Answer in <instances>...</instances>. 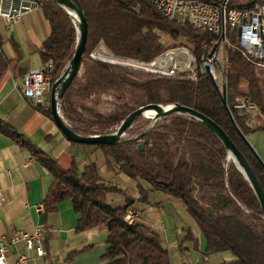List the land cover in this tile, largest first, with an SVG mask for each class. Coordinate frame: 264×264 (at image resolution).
I'll use <instances>...</instances> for the list:
<instances>
[{"label":"trees","instance_id":"1","mask_svg":"<svg viewBox=\"0 0 264 264\" xmlns=\"http://www.w3.org/2000/svg\"><path fill=\"white\" fill-rule=\"evenodd\" d=\"M30 1L38 3L49 25V33L38 53L42 64H50L53 83L73 54L76 24L54 0ZM78 2L87 21V38L80 69L58 100L67 125L83 136L104 135L113 132L129 113L147 104H180L192 108L224 130L264 191V167L235 130L206 74L200 73L196 82L189 81L185 74L155 77L89 57L100 45L113 56L144 61L176 46H185L199 57L213 36L188 22L180 24L167 19L146 0ZM254 3L264 4V0H228L230 7ZM162 36L172 44L164 42ZM226 39L236 47L226 51L227 107L242 134L264 131V58L243 53L228 28ZM2 45L0 34V77L10 61ZM100 95H109L113 100L108 112L98 109ZM236 97L255 105L257 112L252 122L250 114L234 107ZM36 108L51 118L49 103ZM139 120L138 116L133 122ZM0 133L14 137L51 173L52 183L43 199L46 211L69 200L77 216L76 231L92 227L106 231V248L100 264H169L160 234L137 219L131 223L124 219L133 198L106 183L94 162L86 163L81 170L74 162L63 168L39 146L26 138L15 137L2 120ZM126 133L129 136L120 138L114 145L93 146L113 160L116 171L137 180L138 199L145 201L150 191L180 198L204 237V255L231 252L232 259L217 264H264V219L258 199L234 163L226 161V149L209 128L188 115L171 113L140 130L129 127ZM112 191L124 196L123 206L108 203L107 194ZM185 239L197 241L190 229L186 230Z\"/></svg>","mask_w":264,"mask_h":264},{"label":"crops","instance_id":"2","mask_svg":"<svg viewBox=\"0 0 264 264\" xmlns=\"http://www.w3.org/2000/svg\"><path fill=\"white\" fill-rule=\"evenodd\" d=\"M12 27L9 41L16 55L5 49L4 40L2 45L3 52L10 61L0 77V120L10 126L15 137L26 138L39 146L63 168H68L72 162L77 166L78 148L75 145L84 144L68 141L53 120L42 114L36 104L24 97L20 83V77L26 71L42 64L38 48L49 33V25L37 6L24 12ZM22 30L31 33V42H26L28 53L21 52L13 40L19 36L17 32ZM14 79L18 80L17 87L12 84ZM49 99L50 90L44 94L42 104L49 103ZM244 136L264 165V131L250 132ZM85 164L83 163L81 169ZM78 169L81 170L80 167ZM51 183V173L27 149L21 147L9 134L0 133V190L3 195L0 207V238L10 243L16 231L30 233L36 227H41L42 245L46 251L45 256L39 257L33 250H27L22 241L12 243L6 252V264H20L17 261L20 255L26 256L25 264H100L101 255L106 248V231L98 227L76 231L77 216L69 200H63L54 210L46 211L43 199ZM154 193L160 192L150 191L145 201L138 199V190L135 196H131L134 200L131 206L141 212L137 220L143 219V208L136 207V203L151 204L150 195L156 198V207H162L160 202L163 197L155 196ZM122 197L123 204L117 206L124 205V196ZM39 205L42 208L38 210ZM154 209L149 207L147 214ZM145 224L151 226L150 223ZM202 238L205 251V240L203 236Z\"/></svg>","mask_w":264,"mask_h":264},{"label":"built area","instance_id":"3","mask_svg":"<svg viewBox=\"0 0 264 264\" xmlns=\"http://www.w3.org/2000/svg\"><path fill=\"white\" fill-rule=\"evenodd\" d=\"M157 11H165L166 18L183 24L188 22L193 28H205L213 36L206 51L199 57L195 56L185 46L166 49L149 61L135 58L116 57L108 53L102 46L89 54L94 60L120 66L155 77H174L185 74L191 82H196L200 73L206 74L220 88L225 83L224 72L227 68V50H235L226 39L227 28L234 33L237 47L246 55L258 59L264 58V4L254 3L251 6L230 7L228 0L212 3L203 0H146ZM38 3L30 0H0V16L10 26L15 24L20 16L37 7ZM224 56L220 62V51ZM50 64L26 71L20 77L24 97L33 104H41L44 94L50 90ZM18 86V80L12 82ZM234 107L251 115V122L257 112L254 104L248 100L236 97ZM3 195L0 190V207ZM42 206L39 205L38 210ZM140 211L129 206L125 210L124 219L130 223L140 216ZM22 241L27 250H33L36 256L43 257L46 251L42 245V228L36 227L33 232L16 231L10 243L0 238V264H6V252L12 243ZM18 263L25 264L26 256L20 255Z\"/></svg>","mask_w":264,"mask_h":264},{"label":"rangeland","instance_id":"4","mask_svg":"<svg viewBox=\"0 0 264 264\" xmlns=\"http://www.w3.org/2000/svg\"><path fill=\"white\" fill-rule=\"evenodd\" d=\"M77 24L76 19H74ZM12 26L8 25L6 21L0 16V32L3 36L4 47L14 55L12 43L9 41L10 32ZM19 36L14 37V41L17 43V47L21 52L28 53L26 42H31V33H27L24 30L17 32ZM164 42L172 44V41L162 36ZM16 55V53H15ZM25 55V53H24ZM29 55V54H28ZM224 56V51H220V62ZM20 59V58H19ZM80 74V72H79ZM47 96V95H46ZM98 103V109L101 112H108L113 106V100L109 95H100ZM58 111L62 119L66 124L67 120L63 117L58 102ZM154 114L150 116L141 115L140 120L132 122L130 128L137 131L146 127L148 124H153L156 120ZM147 123V124H146ZM116 129V128H115ZM129 134H125L121 138L128 137ZM142 144V143H141ZM78 148L76 163L78 168L82 167L83 163L94 162L98 169L100 177L112 186H117L126 192L128 196H135L137 194L136 183L137 180H133L126 176L122 172L115 170L114 162L110 157H106L102 150L95 148L93 145H75ZM226 161H231L226 156ZM232 162V161H231ZM155 196L163 197L160 202L162 207L159 209L155 205L156 198L150 195L151 204L136 203V207L143 208L144 219H139V222L150 223L152 228L160 234L162 244L168 251L169 264H217L225 260L233 258L230 251H223L220 253H214L210 255H204L203 238L199 232V229L192 217V215L185 208L182 200L178 197L168 195L165 193H154ZM108 203L112 206L123 204V197L120 193L110 192L107 194ZM154 207L153 211L149 214L147 209ZM151 209V208H150ZM146 219V220H145ZM190 229L193 236L197 238L196 243L191 240L185 239L186 230ZM230 257V258H229Z\"/></svg>","mask_w":264,"mask_h":264},{"label":"water","instance_id":"5","mask_svg":"<svg viewBox=\"0 0 264 264\" xmlns=\"http://www.w3.org/2000/svg\"><path fill=\"white\" fill-rule=\"evenodd\" d=\"M17 1V0H16ZM57 4H59L62 8H64L69 15L76 19V45L73 51V54L63 70L60 72L59 76L54 80L50 87V99H49V107L51 118L61 132V134L70 142L76 144H84V145H114L119 139L125 134L126 130L131 126L132 122L141 115H144V112L148 110H152L154 112V119H158L159 117L176 113V114H184L188 115L192 118H195L201 121L207 128H209L222 143L224 148L227 151V157L231 159L237 169L241 172L244 178L247 180L249 185L251 186L255 196L258 199L262 216L264 219V191L258 182L254 172L252 171L250 165L247 160L243 156V154L237 149L228 135L224 132V130L218 126L213 120L204 116L203 114L195 111L192 108L180 105V104H171V105H161V104H147L141 106L131 113H129L121 123L116 127V129L104 135H90L83 136L76 132H74L62 119L58 111V100L64 94L66 88L72 81L75 75H77L82 61V55L85 50L86 38H87V21L81 9V6L78 0H54ZM215 90L217 91L220 101L226 110V113L234 126L235 130L241 137V139L247 144V146L252 150L250 145L248 144L244 134L238 129L232 115L226 104V85L223 83L219 88L216 83L212 81ZM40 105V104H37ZM142 144L138 145V148L141 149ZM254 153V151L252 150ZM256 156V154L254 153ZM257 157V156H256ZM259 160V158L257 157ZM260 161V160H259ZM261 165L264 167L262 162Z\"/></svg>","mask_w":264,"mask_h":264},{"label":"bare ground","instance_id":"6","mask_svg":"<svg viewBox=\"0 0 264 264\" xmlns=\"http://www.w3.org/2000/svg\"><path fill=\"white\" fill-rule=\"evenodd\" d=\"M162 14H163V16H165L166 17V12L165 11H160ZM167 19H170V18H167ZM171 20V19H170ZM197 30H202V31H205V28H196ZM154 114V112L152 111V110H148V111H146V112H144V115L145 116H150V115H153ZM126 220V219H125ZM127 221V220H126ZM128 223H130L129 221H127Z\"/></svg>","mask_w":264,"mask_h":264}]
</instances>
